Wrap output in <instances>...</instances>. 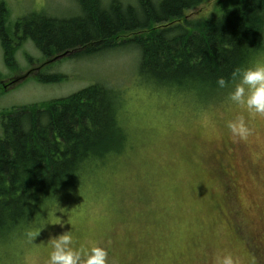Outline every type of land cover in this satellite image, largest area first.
<instances>
[{
    "label": "rangeland",
    "instance_id": "rangeland-1",
    "mask_svg": "<svg viewBox=\"0 0 264 264\" xmlns=\"http://www.w3.org/2000/svg\"><path fill=\"white\" fill-rule=\"evenodd\" d=\"M241 2L204 0L182 16L216 19ZM0 4L7 36L19 45L13 44L14 70L0 45V119L98 84L117 95L116 125L125 135L121 150L84 171L75 191L45 202L33 222L0 241V264H47L50 238L68 231L77 248L105 249L108 264H216L227 255L264 264V117L228 100L234 86L208 96L158 84L139 74L140 54L131 44L89 57H44L16 22L31 14L67 20L80 12L78 0ZM262 61L264 49L251 65ZM30 72L64 78L43 84ZM238 116L252 129L246 142L227 127ZM54 219L63 227L51 225ZM44 226L34 241L27 238Z\"/></svg>",
    "mask_w": 264,
    "mask_h": 264
},
{
    "label": "trees",
    "instance_id": "trees-1",
    "mask_svg": "<svg viewBox=\"0 0 264 264\" xmlns=\"http://www.w3.org/2000/svg\"><path fill=\"white\" fill-rule=\"evenodd\" d=\"M203 1L135 0L123 6L112 0L104 6L78 0L80 12L67 20L31 14L16 24L21 37L49 58L61 52L89 57L131 44L140 54V75L209 96L234 86L233 72L251 66L263 51L264 0H242L216 19L190 22L182 16ZM13 44L0 4V45L10 70L16 68ZM34 77L43 84L64 78ZM221 77L229 81L223 89L216 83ZM117 103L113 90L97 84L1 117L0 241L19 234L45 202L75 191L84 171L121 150L125 135L116 125Z\"/></svg>",
    "mask_w": 264,
    "mask_h": 264
},
{
    "label": "clouds",
    "instance_id": "clouds-1",
    "mask_svg": "<svg viewBox=\"0 0 264 264\" xmlns=\"http://www.w3.org/2000/svg\"><path fill=\"white\" fill-rule=\"evenodd\" d=\"M237 78L238 82L229 93L228 100L243 107L250 116L264 117V61L257 62L247 68H237L232 74V80L236 81ZM216 83L219 88L223 89L228 86L229 81L221 77ZM227 127L232 138L239 142H246L252 135V129L244 116L230 120ZM51 225L63 227L60 219H54ZM45 226L29 230L26 233L27 238L34 241ZM49 243L52 251L49 253L47 264H108L107 251L102 247L96 245L75 247L71 231L50 238ZM216 264H240V262L232 255H227L223 258L217 257Z\"/></svg>",
    "mask_w": 264,
    "mask_h": 264
},
{
    "label": "bare ground",
    "instance_id": "bare-ground-1",
    "mask_svg": "<svg viewBox=\"0 0 264 264\" xmlns=\"http://www.w3.org/2000/svg\"><path fill=\"white\" fill-rule=\"evenodd\" d=\"M46 65V64H45ZM40 67H41V65H40Z\"/></svg>",
    "mask_w": 264,
    "mask_h": 264
},
{
    "label": "water",
    "instance_id": "water-1",
    "mask_svg": "<svg viewBox=\"0 0 264 264\" xmlns=\"http://www.w3.org/2000/svg\"><path fill=\"white\" fill-rule=\"evenodd\" d=\"M59 57H61V56H59Z\"/></svg>",
    "mask_w": 264,
    "mask_h": 264
}]
</instances>
